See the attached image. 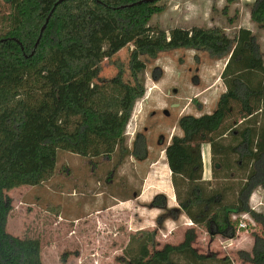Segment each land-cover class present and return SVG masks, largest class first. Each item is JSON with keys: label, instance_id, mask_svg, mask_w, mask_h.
Returning a JSON list of instances; mask_svg holds the SVG:
<instances>
[{"label": "trees", "instance_id": "obj_1", "mask_svg": "<svg viewBox=\"0 0 264 264\" xmlns=\"http://www.w3.org/2000/svg\"><path fill=\"white\" fill-rule=\"evenodd\" d=\"M58 1L6 0L11 12L0 36V264H46L40 239L7 231L12 203L6 190L50 177L58 149L108 161L115 155L119 162L132 155L126 131L146 93L136 70L124 99L101 77L80 100L71 88L89 72H101L106 60L119 67L112 81L122 83L123 63L112 58L129 45L134 55L152 57L181 47L229 56L221 75L226 91L216 109L182 115V134H174L165 149L179 207L169 208L165 194L155 195L150 206L164 211L159 222L184 213L210 235L228 238L236 235L234 215L247 212L262 222L249 205L264 184V55L252 30L240 28L233 37L221 28L167 31L150 24L166 8L158 5L162 0H64L55 6ZM257 21L264 28V15ZM203 144L211 146V181L204 179ZM189 230L182 243L156 251L157 231L140 230L127 250L129 264H234L198 253ZM253 253L247 260L264 264V238L256 237Z\"/></svg>", "mask_w": 264, "mask_h": 264}, {"label": "rangeland", "instance_id": "obj_2", "mask_svg": "<svg viewBox=\"0 0 264 264\" xmlns=\"http://www.w3.org/2000/svg\"><path fill=\"white\" fill-rule=\"evenodd\" d=\"M158 5L166 8L152 15L153 26L167 31L176 27L221 28L230 37L240 28H249L257 36L264 55V28L257 21L259 15H264V0H162ZM10 12L6 0H0V36L8 31ZM133 49L129 45L112 58L123 63L122 83L112 81L119 67L106 60L101 72L93 70L71 84L80 100L101 77L109 91L124 99L126 86H135L132 70H136L146 93L136 101L126 131L132 155L119 162L115 155L108 161L105 157L58 149L50 177L41 184H23L6 190L12 203L7 231L21 238L40 239L41 256L46 264H129L127 250L140 231L141 216L137 214L132 226L133 211L113 196H134L154 162H159L155 171L165 177L163 168L168 171L162 164L167 158L165 149L174 134H182L177 126L179 118L208 112L201 108L202 103L210 109L217 93L226 89L221 75L229 56L215 55L206 47L175 48L160 51L156 57L146 53L134 55ZM212 87L214 92L208 93L207 100L203 99L201 93ZM249 205L262 222L251 213L234 215L233 238L212 236L200 226L188 227L181 214L178 218L182 224L171 232L163 227L160 230L162 223L146 226L149 228L145 230L157 231L152 251L182 243L193 228L196 236L192 246L198 253L229 258L234 264H254L247 259L254 256L256 237L264 238V184L255 188ZM140 211L137 207L134 213ZM240 223L247 228H239Z\"/></svg>", "mask_w": 264, "mask_h": 264}, {"label": "crops", "instance_id": "obj_3", "mask_svg": "<svg viewBox=\"0 0 264 264\" xmlns=\"http://www.w3.org/2000/svg\"><path fill=\"white\" fill-rule=\"evenodd\" d=\"M225 91H226V89L223 88V89H221V91H219V93H217L216 99L212 103L213 105H211L210 109H208L206 107V105H204L205 103H202L201 108L208 110V112H206V113L213 112L217 107V102L219 100V97ZM213 92H214L213 87L208 88L207 90H205L201 93V96H203L202 97L203 99L207 100L208 93L212 94ZM196 116H200V115H196ZM169 143H170V141H169ZM202 154H203V163H204V179L211 181L213 179V171H212V161H211L212 160L211 146L209 144H203ZM137 155H139V154L137 153ZM147 161H149V159ZM164 162H162V164L165 165L166 168L168 169V171H166L163 168L164 173H165V177L160 176V173L158 174L155 171V169H157V167H155V166H157L159 162L158 161L154 162L153 163L154 167L151 168L152 169L151 172H149V174L146 176V178H144V182L141 184L140 190H138L134 196L123 197V198H121L117 195L113 196V198L115 200L118 199L117 201L120 204L127 205L133 211V216H132L133 221L131 223L132 226H134V220H135V217L137 216V214H138V216L139 215L141 216V218L138 219V224L141 225L139 227L140 230H145L146 228H149L150 226H154V225L160 223L159 218L163 214L164 211L161 209H158V208H152L150 206L151 201L153 200L155 195L165 194L168 198V207L169 208L179 207V204H178V201L176 198V194H175V189H174V186L172 183L171 170L169 168L167 158ZM160 164H161V162H160ZM137 207H140V209H141L140 213H134V212H137ZM101 211L104 212L107 210H101ZM128 215H130V213ZM180 218L184 219V222H185L184 224H186V226L189 227V226L193 225L192 221L189 219V217L186 214L181 213ZM161 223L162 224L159 227L160 230L163 227V229L167 228L168 231L171 232L172 230H174L175 228L178 227V224L181 223V220H179V218H177V219L167 218L164 221H162ZM148 224H150V225H148ZM181 224H180V226H181ZM146 226H149V227H146Z\"/></svg>", "mask_w": 264, "mask_h": 264}, {"label": "water", "instance_id": "obj_4", "mask_svg": "<svg viewBox=\"0 0 264 264\" xmlns=\"http://www.w3.org/2000/svg\"><path fill=\"white\" fill-rule=\"evenodd\" d=\"M63 1H64V0H59V1L56 3L55 6H57L59 3L63 2ZM144 1H146V2H152V1H154V0H144ZM140 2H143V1H140ZM48 21H49V19H47V23H48ZM45 28H46V24H45V25L43 26V28L41 29V34H40V37H39V39H38V41H37V43H36V46L38 45V43H39V41H40V38H41V36H42V33L44 32Z\"/></svg>", "mask_w": 264, "mask_h": 264}, {"label": "built area", "instance_id": "obj_5", "mask_svg": "<svg viewBox=\"0 0 264 264\" xmlns=\"http://www.w3.org/2000/svg\"><path fill=\"white\" fill-rule=\"evenodd\" d=\"M239 228H247V225L244 223H240Z\"/></svg>", "mask_w": 264, "mask_h": 264}]
</instances>
